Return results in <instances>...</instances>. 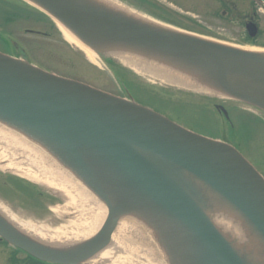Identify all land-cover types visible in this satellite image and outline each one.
<instances>
[{"label": "water", "instance_id": "obj_1", "mask_svg": "<svg viewBox=\"0 0 264 264\" xmlns=\"http://www.w3.org/2000/svg\"><path fill=\"white\" fill-rule=\"evenodd\" d=\"M30 1L100 54L111 53L98 48L99 39L120 52L142 51L157 57L159 66L169 63L189 74L196 85L264 110L262 52L144 20L101 0ZM229 76L245 78L252 92L234 87ZM0 120L44 143L107 207L99 232L66 250L39 245L0 218V235L42 260L81 264L109 246L121 216L143 213L180 229L176 236L168 229L159 241L170 253L164 252L169 264L172 259L174 264H247L168 167L206 182L264 237L263 175L234 146L192 131L132 97L0 51Z\"/></svg>", "mask_w": 264, "mask_h": 264}, {"label": "rangeland", "instance_id": "obj_2", "mask_svg": "<svg viewBox=\"0 0 264 264\" xmlns=\"http://www.w3.org/2000/svg\"><path fill=\"white\" fill-rule=\"evenodd\" d=\"M162 1L166 5L169 2ZM175 4L172 7L170 6L173 10L180 12V9H182L183 13H187L185 9L180 7L181 5ZM167 22V24L177 28L196 33L200 32L197 31L199 30L197 28L180 26L173 20ZM207 25L208 29H205L206 31L219 30L218 24L207 22ZM227 30L230 31L229 28ZM45 32L47 35L44 34ZM228 35L232 37V34ZM217 40L219 39L217 38ZM0 51L11 56L19 53V55H24L22 59L46 71L85 82L120 97L128 98L131 94L133 99L140 104L171 117L183 126L234 146L264 175V116L259 109L253 106L233 100L227 95L179 85L140 72L114 54H100L98 51L92 50L95 55L94 59H91L84 50L66 39L57 23L55 24L53 20L42 17L41 10L34 4L27 2V0H0ZM105 57L121 63L130 72L118 76L117 64L108 62ZM162 86L168 87L172 91L169 93L166 91L167 94L163 93L162 95L158 91ZM216 100L229 111V121L221 117L220 113L214 108ZM203 104H207L210 108H205ZM0 122L9 125L2 120ZM59 161L79 183L78 185L84 187L90 195H93L98 201L97 204L103 203L76 177L70 168L66 167L60 159ZM0 170L18 175L20 181L38 184L44 191H48V193L55 196V198L49 196L51 199H55L53 201L54 205L49 206L50 209H47L43 221H31L17 217L5 207L10 214L19 220L45 229L69 230L75 229L80 224L77 221L80 217H89L90 208L101 209L96 204L88 205L84 201V203H79V197L77 196L72 200V197L65 191L53 186L51 183L46 181L45 183L19 174L14 170L5 168L2 163L0 164ZM166 171L195 199L247 264H264V237L237 207L206 182L186 170L176 173L175 170L168 167ZM31 192L34 193L32 190ZM27 197L29 198V196ZM39 201L45 206L48 200L40 197ZM59 205L65 207L63 212L53 210L54 206ZM102 210L107 215V207H103ZM132 214L134 217H151L143 213ZM158 220L160 224L166 227L169 225L173 235H175L174 231L180 232V229L175 225L166 224L160 218Z\"/></svg>", "mask_w": 264, "mask_h": 264}, {"label": "bare ground", "instance_id": "obj_3", "mask_svg": "<svg viewBox=\"0 0 264 264\" xmlns=\"http://www.w3.org/2000/svg\"><path fill=\"white\" fill-rule=\"evenodd\" d=\"M60 28L68 41L84 50L89 58L94 59L95 54L91 49L84 46L67 29ZM171 30L181 33V31L176 29ZM96 42L98 48L108 50V52L116 55L123 62L140 72H145L179 85L223 94L221 91L217 92L206 85H196L189 74H182L173 68L172 64L163 63V65L159 66L157 57H151L150 55L148 57L142 51H138V53L120 52L115 46L108 45L106 41H100L99 39ZM250 50L257 51L255 49ZM144 57L149 58L148 60L151 62L144 61ZM228 81L242 91L252 92L248 84H246L245 78L229 76ZM1 163L5 168L14 170L19 174L51 183L53 186L65 191L72 197V200L77 196L79 197V203L96 204L98 208H101L100 210L90 208L89 217H80L77 220L80 224L75 229L50 230L19 220L0 206L1 211L5 214H3L4 219L22 235L39 245L45 244L52 248L66 250L69 247L73 249L91 239L103 226L107 215L102 208L106 206L103 203L97 204L98 201L93 195H90L84 187L82 188L78 185L79 183L67 172L58 157L44 143L3 122H0ZM100 201L102 200L100 199ZM64 209L65 207L61 205L53 207L56 212H63ZM128 215H123L119 218L118 225L110 236L109 247L107 246L108 248L100 250L85 261L93 264H169L164 261V259L167 260L165 257L166 250L159 246L160 238L163 239V237L167 236L166 231L169 227L160 225L159 220L154 217ZM173 236H176V234ZM166 254L170 256V253ZM174 263L175 261L172 259V264Z\"/></svg>", "mask_w": 264, "mask_h": 264}, {"label": "flooded vegetation", "instance_id": "obj_4", "mask_svg": "<svg viewBox=\"0 0 264 264\" xmlns=\"http://www.w3.org/2000/svg\"><path fill=\"white\" fill-rule=\"evenodd\" d=\"M101 1L122 11L130 12L144 20L163 25H170L167 24V21L173 20L180 24V26L183 25L186 28L199 29L197 31H200L201 35L205 37H216V39H219L218 41L230 43L242 48L254 47L260 49L264 54V12L258 11L259 8H264V0H166L169 1L167 5L162 0ZM175 3H178L179 6L181 5L180 7L185 9L187 13H183L182 9H180V12L173 10L171 7ZM43 14V11H41V16L47 18ZM207 22L218 24L217 27L219 30L214 32L206 31L205 29H208ZM228 28L230 31L227 30ZM44 34L47 35L46 32ZM223 34L226 35L222 36ZM228 34H232V37H229ZM107 60L117 64V69L120 74L124 75L123 73L130 72L121 63L108 58ZM158 91L163 95V93L167 94V92L169 93L172 90L162 86ZM203 106L210 108L207 104H203ZM214 108L220 113L218 114L221 117L226 119L229 111L224 105L216 100ZM169 118L172 119L171 117ZM45 193L47 194L46 199L48 201H46L47 204L44 206L40 203L39 199L40 197L44 198ZM49 196L53 195L48 193V191H44L38 184H29L28 182L20 181L18 175L0 170V206L7 212L9 210L17 217L26 218L31 221H43L46 217L47 209H50L49 206L55 200V196H53L54 198L52 197L53 199ZM3 214L0 209V216H2L0 218H4ZM0 264L61 263L50 262L33 256L25 249L12 244L11 241L0 235Z\"/></svg>", "mask_w": 264, "mask_h": 264}, {"label": "trees", "instance_id": "obj_5", "mask_svg": "<svg viewBox=\"0 0 264 264\" xmlns=\"http://www.w3.org/2000/svg\"><path fill=\"white\" fill-rule=\"evenodd\" d=\"M17 56H18V55H17ZM20 56H21V57H24V55H19L18 57H20ZM108 62H110V61L108 60ZM113 63H114V62H113ZM117 72H118V73H117ZM117 72H116L117 75L120 76L121 74L119 73V71H117ZM44 198H46V195H44Z\"/></svg>", "mask_w": 264, "mask_h": 264}, {"label": "clouds", "instance_id": "obj_6", "mask_svg": "<svg viewBox=\"0 0 264 264\" xmlns=\"http://www.w3.org/2000/svg\"><path fill=\"white\" fill-rule=\"evenodd\" d=\"M258 11L259 12H264V8H259Z\"/></svg>", "mask_w": 264, "mask_h": 264}]
</instances>
